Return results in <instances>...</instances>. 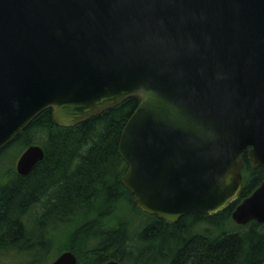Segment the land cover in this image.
Returning a JSON list of instances; mask_svg holds the SVG:
<instances>
[{"label":"water","instance_id":"obj_1","mask_svg":"<svg viewBox=\"0 0 264 264\" xmlns=\"http://www.w3.org/2000/svg\"><path fill=\"white\" fill-rule=\"evenodd\" d=\"M131 98L117 151L136 208L174 224L234 203L242 156L264 168V0H0V151L47 109L72 128ZM43 158L27 147L16 173ZM231 219L264 231V182Z\"/></svg>","mask_w":264,"mask_h":264},{"label":"trees","instance_id":"obj_2","mask_svg":"<svg viewBox=\"0 0 264 264\" xmlns=\"http://www.w3.org/2000/svg\"><path fill=\"white\" fill-rule=\"evenodd\" d=\"M138 104L128 99L72 128L56 126L47 109L0 151V262L14 253L38 264L47 252L68 251L76 264H264L261 225L226 227L264 182V168L253 169L246 155L239 198L222 212L167 224L136 208L121 183L127 166L117 149ZM31 145L41 147L44 158L27 176H19L14 163L3 165Z\"/></svg>","mask_w":264,"mask_h":264},{"label":"rangeland","instance_id":"obj_3","mask_svg":"<svg viewBox=\"0 0 264 264\" xmlns=\"http://www.w3.org/2000/svg\"><path fill=\"white\" fill-rule=\"evenodd\" d=\"M20 150L21 149L13 151L9 157V160L7 162H3V165H5V166L11 165L12 166L14 163L13 168L15 170L16 161L19 158V156L21 155V154L19 155ZM134 217H135V222L140 220V219H138L137 216H134ZM227 224L228 225L226 227H227V230L229 232H234V231L241 229V228H238V226H236L232 221H229ZM63 241H65L64 238H63ZM57 254H58L57 251H53L52 253H50V255H49V252H47L44 256V260L39 261L37 263L38 264H49L52 261H54V259L57 257ZM32 261L33 260L30 257H27L25 255L18 257L16 254L13 253L11 255L5 256L4 259L2 260V262H0V264H34V262H32Z\"/></svg>","mask_w":264,"mask_h":264},{"label":"flooded vegetation","instance_id":"obj_4","mask_svg":"<svg viewBox=\"0 0 264 264\" xmlns=\"http://www.w3.org/2000/svg\"><path fill=\"white\" fill-rule=\"evenodd\" d=\"M231 218V217H230ZM182 219V218H181Z\"/></svg>","mask_w":264,"mask_h":264}]
</instances>
